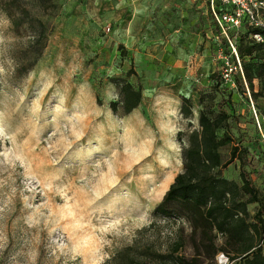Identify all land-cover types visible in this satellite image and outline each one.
<instances>
[{"label": "rangeland", "instance_id": "374dc122", "mask_svg": "<svg viewBox=\"0 0 264 264\" xmlns=\"http://www.w3.org/2000/svg\"><path fill=\"white\" fill-rule=\"evenodd\" d=\"M209 2L0 0V264H110L122 246L187 230L152 208L180 169L177 131L217 105L264 200V77L254 101ZM228 34L235 47L240 29ZM118 77L141 94L126 113L110 106ZM222 174L238 180L237 160Z\"/></svg>", "mask_w": 264, "mask_h": 264}, {"label": "trees", "instance_id": "16d2710c", "mask_svg": "<svg viewBox=\"0 0 264 264\" xmlns=\"http://www.w3.org/2000/svg\"><path fill=\"white\" fill-rule=\"evenodd\" d=\"M213 1L217 5V0ZM14 7L30 16L25 7L17 4ZM4 10L17 28L21 22L14 17V10L10 7H4ZM33 19L43 28L41 19L37 16ZM212 20L219 30L213 17ZM238 29L242 34H237L239 42L235 44V50L241 77L255 101L257 93L253 90L252 80L264 77V60L245 58L261 54L260 48L264 53V41H255L243 26ZM244 38L247 40L243 41ZM236 83L241 86L239 79ZM114 84L117 98L110 101L111 109L115 110L119 105L126 113L138 104L140 90L123 77L116 78ZM180 111L185 117L191 114L186 97H181ZM227 117L225 109L217 105L214 115L201 110L196 125L177 131L182 141L180 169L153 206L152 214L172 223L184 221L187 230L179 224L159 244L149 241L141 249L122 246L112 255L110 264H216L218 252L227 257L229 264H264V200L245 167L252 168L249 151L246 146L232 141V135L225 127ZM218 130H221L220 134ZM224 145H228L225 157L220 152ZM234 159L237 160L238 180L222 174V169ZM249 203L255 204L251 212L247 208ZM185 247L189 248L188 252L184 251Z\"/></svg>", "mask_w": 264, "mask_h": 264}, {"label": "built area", "instance_id": "2783aa9c", "mask_svg": "<svg viewBox=\"0 0 264 264\" xmlns=\"http://www.w3.org/2000/svg\"><path fill=\"white\" fill-rule=\"evenodd\" d=\"M209 8L212 17L219 28V31L226 37L228 41L231 52L234 54L242 76L235 47L229 38V29H238L239 27L243 26L244 28L248 29V34L251 38H253L255 41L263 42L264 0H217V5L214 4L213 0H210ZM225 64H227V62ZM230 69L231 67L229 65L223 66V78L227 79L229 77ZM253 113L258 124L254 110ZM215 257L218 262L227 261V257L222 252H218Z\"/></svg>", "mask_w": 264, "mask_h": 264}]
</instances>
